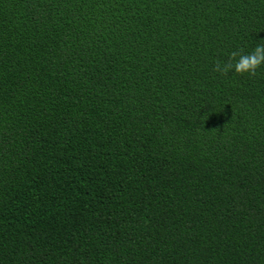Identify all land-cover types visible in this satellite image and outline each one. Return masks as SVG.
Listing matches in <instances>:
<instances>
[{
  "label": "trees",
  "instance_id": "1",
  "mask_svg": "<svg viewBox=\"0 0 264 264\" xmlns=\"http://www.w3.org/2000/svg\"><path fill=\"white\" fill-rule=\"evenodd\" d=\"M264 0H0V264H264Z\"/></svg>",
  "mask_w": 264,
  "mask_h": 264
},
{
  "label": "clouds",
  "instance_id": "2",
  "mask_svg": "<svg viewBox=\"0 0 264 264\" xmlns=\"http://www.w3.org/2000/svg\"><path fill=\"white\" fill-rule=\"evenodd\" d=\"M264 65V43H258L254 50L245 54L243 49L233 51L226 62L217 60L214 71L227 75L231 71L237 74L247 73L250 77L257 75V70Z\"/></svg>",
  "mask_w": 264,
  "mask_h": 264
}]
</instances>
